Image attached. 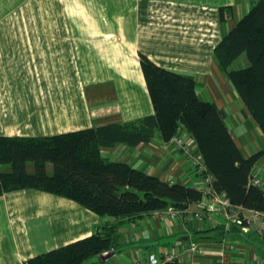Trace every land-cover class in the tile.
Instances as JSON below:
<instances>
[{"label": "crops", "instance_id": "0c3cea01", "mask_svg": "<svg viewBox=\"0 0 264 264\" xmlns=\"http://www.w3.org/2000/svg\"><path fill=\"white\" fill-rule=\"evenodd\" d=\"M256 1L48 0L47 3L133 6V20L219 22L214 49L222 36ZM137 7L139 11L135 12ZM160 41L155 40L156 51H150L148 56L167 69L195 77L199 96L203 100L214 101L227 112L230 132L245 157L263 149V133L226 73L220 70L215 56L206 58L205 47L196 44L190 55L177 56L171 61L162 54L165 47ZM140 53L134 57L124 52L122 56V69L119 77H116V85L127 100L122 114L111 119L102 107L103 99H98L94 102V105L98 102L94 108L90 104L88 112L76 114L70 124L51 134L127 122L153 114L154 107L140 65ZM234 65L235 62L231 68ZM92 100L88 104L93 103ZM180 130L186 131L183 127ZM186 133L190 137L193 157L203 165L197 143ZM102 154L110 160L126 162L164 180L200 189L202 176L196 172L191 158L186 157L171 141L166 142L159 136L137 146L119 143L103 148ZM253 174L261 180L264 189V156L255 165ZM236 208L248 219L247 232H242L233 222L226 224L224 212L211 213L197 203L180 212L176 219L161 218V211L137 218H115L98 215L75 201L51 193L35 189L12 191L0 197V264H24L34 255L97 231H112L116 247L84 264H147L151 252H157L162 260H168L165 257L172 252L179 257V264H264V214L240 206ZM196 212L201 217H196ZM111 251L115 254L107 259L102 258Z\"/></svg>", "mask_w": 264, "mask_h": 264}, {"label": "trees", "instance_id": "16d2710c", "mask_svg": "<svg viewBox=\"0 0 264 264\" xmlns=\"http://www.w3.org/2000/svg\"><path fill=\"white\" fill-rule=\"evenodd\" d=\"M242 54L249 64L232 69ZM214 56L264 135V0H257L222 36ZM140 65L153 114L50 135H0V197L35 189L115 218H137L167 208L186 211L202 201L201 189L164 180L102 154L103 148L119 143L137 146L156 136L168 142L183 127L201 153L202 178L212 176L214 190L224 192L231 205L264 214V189L253 182L254 167L264 156V148L243 155L230 132L227 112L199 96L193 75L167 69L145 53H140ZM29 162L33 171L28 170ZM115 247L112 231H97L34 255L24 264H84ZM159 264H179V260Z\"/></svg>", "mask_w": 264, "mask_h": 264}, {"label": "rangeland", "instance_id": "374dc122", "mask_svg": "<svg viewBox=\"0 0 264 264\" xmlns=\"http://www.w3.org/2000/svg\"><path fill=\"white\" fill-rule=\"evenodd\" d=\"M47 1L0 0L2 135L54 133L98 99L116 118L127 106L116 85L122 56L148 55L156 51L155 40L162 41L161 52L171 61L190 55L196 44L205 47L206 58L214 57L219 22L133 20V6ZM248 64L243 54L232 68Z\"/></svg>", "mask_w": 264, "mask_h": 264}, {"label": "built area", "instance_id": "2783aa9c", "mask_svg": "<svg viewBox=\"0 0 264 264\" xmlns=\"http://www.w3.org/2000/svg\"><path fill=\"white\" fill-rule=\"evenodd\" d=\"M170 141L179 149H181L186 157L191 158V162L195 166L197 173L201 174L205 170L204 165L199 164L198 160L193 157L190 137L187 135L186 131L179 130V132ZM253 182L261 186V180L255 176L253 177ZM199 185L200 189L204 192V198L197 204H199L203 210L211 213L214 211H222L224 212L227 219L226 224L229 225V223L232 221L241 228L242 232H247L249 230L248 219L240 214L236 206L231 205L224 192L217 193L214 190L212 185V176L207 175L203 177ZM161 213V218L171 217L176 219L178 218L180 211L173 208H167L166 210L161 211ZM194 215L196 217H201L200 213L198 212H196ZM244 221H247V224H245ZM263 228L264 224L262 230ZM165 259L179 260V257L176 254L170 252L166 255ZM161 261V256L158 255L157 252H151L148 256L147 264H159Z\"/></svg>", "mask_w": 264, "mask_h": 264}, {"label": "water", "instance_id": "95a60500", "mask_svg": "<svg viewBox=\"0 0 264 264\" xmlns=\"http://www.w3.org/2000/svg\"><path fill=\"white\" fill-rule=\"evenodd\" d=\"M114 254H115V252L114 251H111V252L107 253L106 255L102 256V258L103 259H107V258L111 257Z\"/></svg>", "mask_w": 264, "mask_h": 264}]
</instances>
